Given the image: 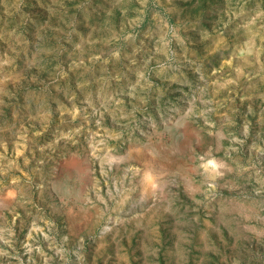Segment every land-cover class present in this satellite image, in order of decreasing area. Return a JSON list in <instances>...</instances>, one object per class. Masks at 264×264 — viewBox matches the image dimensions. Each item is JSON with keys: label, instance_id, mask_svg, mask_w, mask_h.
I'll use <instances>...</instances> for the list:
<instances>
[{"label": "rangeland", "instance_id": "1", "mask_svg": "<svg viewBox=\"0 0 264 264\" xmlns=\"http://www.w3.org/2000/svg\"><path fill=\"white\" fill-rule=\"evenodd\" d=\"M0 264H264V0H0Z\"/></svg>", "mask_w": 264, "mask_h": 264}]
</instances>
